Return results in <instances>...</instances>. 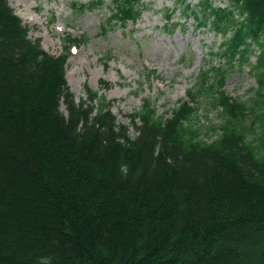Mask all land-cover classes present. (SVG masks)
Segmentation results:
<instances>
[{"label":"trees","instance_id":"obj_1","mask_svg":"<svg viewBox=\"0 0 264 264\" xmlns=\"http://www.w3.org/2000/svg\"><path fill=\"white\" fill-rule=\"evenodd\" d=\"M224 1L178 0L184 23L167 11L168 30L193 19L221 37V64L175 108L159 115L145 99L125 126L100 91L77 101L70 90L71 48L88 37L68 35L52 56L0 0V264H264V0ZM72 6L108 8L101 34L136 25L146 8ZM246 68L256 87L244 101L225 87ZM202 99L218 125H205Z\"/></svg>","mask_w":264,"mask_h":264},{"label":"rangeland","instance_id":"obj_2","mask_svg":"<svg viewBox=\"0 0 264 264\" xmlns=\"http://www.w3.org/2000/svg\"><path fill=\"white\" fill-rule=\"evenodd\" d=\"M94 0H8L16 15L30 29L29 37L40 40L43 49L52 56L64 53V38L88 37V43L71 48L66 65V78L77 101L87 99L86 88L106 96L113 102L112 113L119 123L130 126L128 114L139 111L145 99H150L159 115L175 108L194 88L197 77L209 64L219 66L213 57L223 42L210 30L196 31L193 19L176 30L164 28L167 11L177 9L174 22H185L178 0H144L146 8L136 25L111 28L101 34L108 8L93 12H77L73 3L89 4ZM203 0H189L198 5ZM225 6L224 0H214ZM55 18V20H53ZM111 56L110 60H106ZM255 62V57L252 59ZM107 63V65H106ZM153 73V74H150ZM153 75V76H152ZM108 83V89L102 87ZM256 79L249 68L229 75L225 90L233 98L249 100ZM61 110L65 111L62 106ZM201 115L205 125L220 122L218 113L202 99ZM205 118V117H204ZM248 118L246 124H250ZM210 123V124H211ZM215 138V137H214Z\"/></svg>","mask_w":264,"mask_h":264}]
</instances>
